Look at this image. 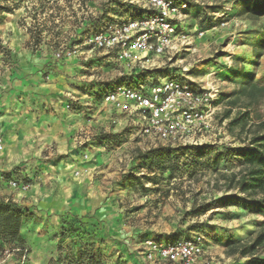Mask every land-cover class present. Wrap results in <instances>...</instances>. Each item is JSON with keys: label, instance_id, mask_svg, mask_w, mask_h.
I'll list each match as a JSON object with an SVG mask.
<instances>
[{"label": "clouds", "instance_id": "obj_1", "mask_svg": "<svg viewBox=\"0 0 264 264\" xmlns=\"http://www.w3.org/2000/svg\"><path fill=\"white\" fill-rule=\"evenodd\" d=\"M260 237L264 0H0V264H264Z\"/></svg>", "mask_w": 264, "mask_h": 264}, {"label": "trees", "instance_id": "obj_2", "mask_svg": "<svg viewBox=\"0 0 264 264\" xmlns=\"http://www.w3.org/2000/svg\"><path fill=\"white\" fill-rule=\"evenodd\" d=\"M262 238H264V237H260V238H258L257 239V243L260 241V239H262ZM252 247H255V244L252 246ZM247 264H253V261H249V262H247Z\"/></svg>", "mask_w": 264, "mask_h": 264}]
</instances>
